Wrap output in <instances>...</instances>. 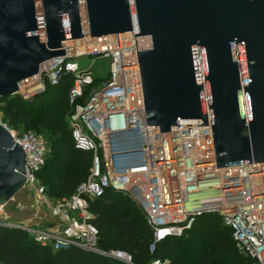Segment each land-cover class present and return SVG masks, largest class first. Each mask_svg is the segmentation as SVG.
<instances>
[{
	"label": "water",
	"instance_id": "obj_1",
	"mask_svg": "<svg viewBox=\"0 0 264 264\" xmlns=\"http://www.w3.org/2000/svg\"><path fill=\"white\" fill-rule=\"evenodd\" d=\"M132 31L146 125L210 121L217 169L264 165V0H0V98L63 57L62 40ZM25 185L26 154L0 124V208Z\"/></svg>",
	"mask_w": 264,
	"mask_h": 264
},
{
	"label": "built area",
	"instance_id": "obj_2",
	"mask_svg": "<svg viewBox=\"0 0 264 264\" xmlns=\"http://www.w3.org/2000/svg\"><path fill=\"white\" fill-rule=\"evenodd\" d=\"M61 46L65 55L44 63L37 77L19 85V95L28 100L44 91L46 84L57 86L64 75L74 76L69 95L74 107L72 136L77 150L93 154L91 175L70 200H50L36 179L46 164V140L37 133L12 130L0 117V124L26 154L24 190L33 188L59 220L48 230L19 223L0 226L23 229L56 250L75 246L134 264L129 253L99 250V232L90 222L89 203L81 196L99 198L114 189L129 194L147 216L154 233L150 252L167 237L181 236L197 217L217 214L231 229L239 253L252 264H264V165L217 169L210 121L208 126L178 125L169 134L146 125L133 31L64 39ZM83 56L108 59L109 78L99 83L90 71L80 70L73 60ZM89 87L84 104H78Z\"/></svg>",
	"mask_w": 264,
	"mask_h": 264
},
{
	"label": "trees",
	"instance_id": "obj_3",
	"mask_svg": "<svg viewBox=\"0 0 264 264\" xmlns=\"http://www.w3.org/2000/svg\"><path fill=\"white\" fill-rule=\"evenodd\" d=\"M73 83L74 76L66 74L59 85L46 84L41 95L28 100L20 95L0 98L3 124L19 133L36 130L47 138L46 164L36 179L52 201L70 200L91 175L93 154L77 150L72 136L70 117L74 107L69 95ZM91 88L78 104H84ZM81 196L89 203L90 222L98 229V248L103 252L129 253L134 264H252L239 253L231 229L217 214L197 217L181 236L167 237L150 252L153 229L129 194L108 189L99 198ZM184 254L186 261L182 262ZM0 264L125 263L75 246L56 250L50 243L36 241L23 229L0 226Z\"/></svg>",
	"mask_w": 264,
	"mask_h": 264
},
{
	"label": "rangeland",
	"instance_id": "obj_4",
	"mask_svg": "<svg viewBox=\"0 0 264 264\" xmlns=\"http://www.w3.org/2000/svg\"><path fill=\"white\" fill-rule=\"evenodd\" d=\"M73 62L78 65L80 70L85 72L90 71L92 77L97 79L99 83L101 81H106L109 78L110 61L106 58L83 56L74 59ZM30 132L38 133L36 130H32ZM45 139L47 141L46 137ZM24 216H27L28 218H35L34 222H25L26 219H24ZM51 218L48 206L40 201L33 188L22 190L0 211V223L2 224L19 223L27 226L29 224H41L39 226L40 228L42 226V230H47L48 226L55 222V220ZM181 260L182 262L186 261V254L183 255Z\"/></svg>",
	"mask_w": 264,
	"mask_h": 264
},
{
	"label": "crops",
	"instance_id": "obj_5",
	"mask_svg": "<svg viewBox=\"0 0 264 264\" xmlns=\"http://www.w3.org/2000/svg\"><path fill=\"white\" fill-rule=\"evenodd\" d=\"M50 214H51V213H50ZM51 217H52V216H51ZM24 219H26L25 222H29V221L34 222V219H35V218H30V217L28 218L27 216H24ZM51 219L55 220V222L52 223L51 225H49V226H48V229H51L52 227L57 226V225L59 224V220H58V219L53 218V217H52ZM29 223H30V222H29ZM32 225H33V226H37V225H38L37 227L40 228L39 225H41V224H29L28 226H32ZM41 228H42V226H41ZM48 229H47V230H48Z\"/></svg>",
	"mask_w": 264,
	"mask_h": 264
},
{
	"label": "bare ground",
	"instance_id": "obj_6",
	"mask_svg": "<svg viewBox=\"0 0 264 264\" xmlns=\"http://www.w3.org/2000/svg\"><path fill=\"white\" fill-rule=\"evenodd\" d=\"M0 210H2V209L0 208Z\"/></svg>",
	"mask_w": 264,
	"mask_h": 264
}]
</instances>
